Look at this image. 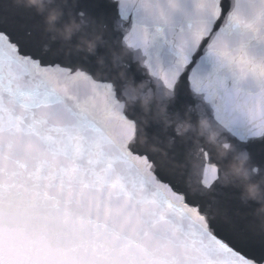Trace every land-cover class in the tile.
<instances>
[{"label":"snow or ice","instance_id":"6c2138e0","mask_svg":"<svg viewBox=\"0 0 264 264\" xmlns=\"http://www.w3.org/2000/svg\"><path fill=\"white\" fill-rule=\"evenodd\" d=\"M74 11L106 53L127 52L125 78L46 49L41 17L0 0V264H264V232L221 186L215 152L195 137L168 161L142 149L143 112L124 95L142 64L159 100L186 88L192 114L264 170V0Z\"/></svg>","mask_w":264,"mask_h":264},{"label":"clouds","instance_id":"9594fccd","mask_svg":"<svg viewBox=\"0 0 264 264\" xmlns=\"http://www.w3.org/2000/svg\"><path fill=\"white\" fill-rule=\"evenodd\" d=\"M15 7L34 12L42 19L44 37L42 43L46 49L53 43L60 44V51L66 58L83 56L85 58L96 56L97 64L101 70L111 65V69L118 68L127 56L126 51L115 48L109 50L108 55H98V49L105 46L103 31H89L88 23L82 22L81 16L74 10L78 6L77 0H12ZM140 66L143 67L142 64ZM123 79L124 73L120 72ZM126 107L139 106L143 112L141 117L143 133L139 139L140 147L147 152L158 156L162 161H168L170 151L176 138L187 140L195 137L196 143L201 141L215 152V159L219 167V181L224 188H235L239 192V199L245 206L257 205L251 213L259 221V230L264 232V170L252 165L251 157L241 152L235 145L222 138L221 132L206 117L201 116L193 122V106H188L184 116L179 113L171 114L169 105L175 101L176 94H166L164 100H159L147 87L146 83L128 82L124 89ZM156 108H153V104ZM156 123L161 125L165 133L171 129L175 135L167 140V147L159 137H150L147 128ZM182 164L174 163L173 171L183 169ZM195 196H201L209 201H215L213 191L195 188ZM227 222V217H223ZM257 228L256 224L252 225Z\"/></svg>","mask_w":264,"mask_h":264},{"label":"water","instance_id":"95a60500","mask_svg":"<svg viewBox=\"0 0 264 264\" xmlns=\"http://www.w3.org/2000/svg\"><path fill=\"white\" fill-rule=\"evenodd\" d=\"M77 2H78L77 7H80L81 9H83L84 6L87 3H89V0H77ZM98 55H105L106 56V55H108V53H106V50L103 47H101L98 49ZM90 59L92 61H95L97 59V57L91 56ZM111 70L113 72H123L124 71L121 67L111 69ZM136 74L138 75V78H137L138 82H140V81H141L140 83L146 82L147 73L142 66L136 65ZM195 103H196L195 99L191 96V94L187 91V89L182 88L180 90V92L178 93L175 101L169 105V112L171 114L179 113L181 115V117H183L187 107L189 105L194 107ZM192 118H193V122H195L197 120V115L195 113H193ZM158 129L160 130V134H157ZM162 129L163 128L161 125H157L156 123H153L147 128V134L153 138H155V137L161 138L163 143L160 146L162 148H164V147H167L168 138L170 136H174L175 133L171 129H169L167 133H163ZM180 142H181V139L176 138L175 144H174L173 148L171 149L170 154L177 150V147L180 144ZM227 190L232 191L231 188H227ZM236 203L238 204V206L241 209H243L244 211L249 212V213H252L257 207V205H255V204H251L250 207L248 205L245 206L244 204H242L240 202L239 199L236 201ZM249 219L252 220V222L256 224L257 229H259V221L256 220L255 217H253L252 215L249 216Z\"/></svg>","mask_w":264,"mask_h":264}]
</instances>
